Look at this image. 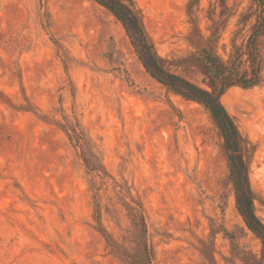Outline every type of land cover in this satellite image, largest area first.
<instances>
[{
  "label": "rangeland",
  "instance_id": "1",
  "mask_svg": "<svg viewBox=\"0 0 264 264\" xmlns=\"http://www.w3.org/2000/svg\"><path fill=\"white\" fill-rule=\"evenodd\" d=\"M163 69L211 90L203 48L243 50L255 0H123ZM232 117L264 224V36ZM241 69H248L247 55ZM221 132L154 80L94 0H0V264H264Z\"/></svg>",
  "mask_w": 264,
  "mask_h": 264
},
{
  "label": "trees",
  "instance_id": "2",
  "mask_svg": "<svg viewBox=\"0 0 264 264\" xmlns=\"http://www.w3.org/2000/svg\"><path fill=\"white\" fill-rule=\"evenodd\" d=\"M119 21L130 39L149 75L169 91L187 101L201 105L215 122L225 143L228 165L233 177L235 206L246 228L264 243V224L253 208L248 169L241 154L235 123L221 102L222 95L232 87L252 88L260 82L261 61L258 42L264 36V0H255L259 14L243 50H236V58L224 63L211 50L203 48L198 61L204 66L211 90L165 71L147 42L136 13L123 0H94ZM247 55L248 69L242 70L241 58Z\"/></svg>",
  "mask_w": 264,
  "mask_h": 264
}]
</instances>
